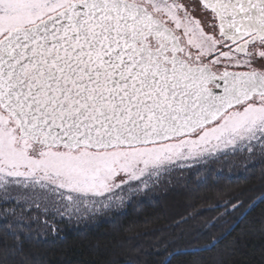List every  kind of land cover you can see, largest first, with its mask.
Wrapping results in <instances>:
<instances>
[{"label": "snow or ice", "instance_id": "1", "mask_svg": "<svg viewBox=\"0 0 264 264\" xmlns=\"http://www.w3.org/2000/svg\"><path fill=\"white\" fill-rule=\"evenodd\" d=\"M262 69L264 0H0V264L50 194L131 202L181 161L264 156Z\"/></svg>", "mask_w": 264, "mask_h": 264}, {"label": "trees", "instance_id": "2", "mask_svg": "<svg viewBox=\"0 0 264 264\" xmlns=\"http://www.w3.org/2000/svg\"><path fill=\"white\" fill-rule=\"evenodd\" d=\"M261 193L264 156L247 149L220 154L165 172L93 220L61 218L51 204L54 215L31 213L38 220L21 236L12 264H160L177 250L171 264H264V201L241 216ZM238 200L244 207L224 214ZM3 232L0 222V247L15 243ZM213 237L214 247H200Z\"/></svg>", "mask_w": 264, "mask_h": 264}, {"label": "rangeland", "instance_id": "3", "mask_svg": "<svg viewBox=\"0 0 264 264\" xmlns=\"http://www.w3.org/2000/svg\"><path fill=\"white\" fill-rule=\"evenodd\" d=\"M194 14L196 16L195 12H193V15ZM202 24H204V22ZM232 151H233L232 149H228L224 152L214 154V155H203L200 157L188 159L186 161H181L175 165L167 167L166 169L162 170L158 175L152 176L151 178H146L147 183H148V188L151 186V184L156 182L159 178H162L165 172H168L171 169H174L177 167L182 168L185 166L194 165V164L201 163V162H207V160L217 155L232 152ZM145 190L146 189H142L141 192ZM117 197H122V199H117ZM129 198H130L129 194L121 193L120 191H117L115 193V196L111 198L109 194H106L103 198L97 197L93 199L92 197H89L87 202L81 203L79 210L77 211L75 206L70 205L66 199H60V197L56 194H50L48 196V200L52 202L51 205L55 206L57 211H61L59 212L61 214L60 217L63 218L64 216H67L66 217L67 220H71L73 217H76L77 220L79 219L83 220L81 222L93 220V218L99 216L100 214H103L105 212H111L113 209L121 206L123 202H125ZM78 222L79 221H77V223Z\"/></svg>", "mask_w": 264, "mask_h": 264}, {"label": "flooded vegetation", "instance_id": "4", "mask_svg": "<svg viewBox=\"0 0 264 264\" xmlns=\"http://www.w3.org/2000/svg\"><path fill=\"white\" fill-rule=\"evenodd\" d=\"M189 2H190L191 4H197V3H198V0H189ZM195 13H196V18H197V19H200V18H201L200 13H198V12H195ZM194 16H195V14H194ZM203 22H204V21L202 20V23H203ZM204 23H205V22H204ZM220 70H223L222 67H221ZM229 70H232V71H247L248 69L241 67V68H230Z\"/></svg>", "mask_w": 264, "mask_h": 264}]
</instances>
